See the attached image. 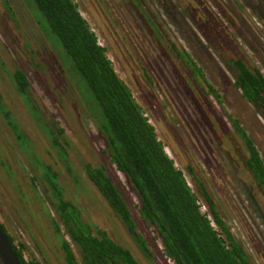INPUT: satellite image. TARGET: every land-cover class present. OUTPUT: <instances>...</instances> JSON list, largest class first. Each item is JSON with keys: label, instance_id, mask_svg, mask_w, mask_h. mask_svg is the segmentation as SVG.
Instances as JSON below:
<instances>
[{"label": "rangeland", "instance_id": "rangeland-1", "mask_svg": "<svg viewBox=\"0 0 264 264\" xmlns=\"http://www.w3.org/2000/svg\"><path fill=\"white\" fill-rule=\"evenodd\" d=\"M5 1L15 15V23L0 0V94L8 111L32 144V152L47 165L53 164V158L56 159L54 151L48 147L47 138L37 128L23 100L7 79L6 72L13 71L14 67L23 69L28 75V97L39 107L48 125L52 128L58 125L64 131L68 142L69 161L76 165L75 169L80 168V160L107 168L132 210L138 232L145 236L154 252L153 264H169L161 251L160 241L138 215L139 199L130 183L110 163L105 153L104 138L97 123L86 112L77 89L67 76L65 69L69 62L57 38L51 33L49 24L38 10L31 7L29 0ZM76 4L95 34H98L85 7L79 0H76ZM152 4L153 15L158 18L162 15L165 24L167 22L164 27L167 26L170 60L179 64L180 70L193 85V88L190 87L194 90L191 96L193 106L189 103L187 88H182L180 94L183 107L180 113L190 124H194L196 132L190 136L194 143L189 140L190 146H187V149H193L191 153L184 151V145L180 154L171 149L168 145L169 139L164 138L153 120L154 109L153 116L147 114V118L155 125L157 136L164 144L167 154L175 166L183 170L199 201L203 203L199 186L201 183L217 202L218 212L231 227L233 234L248 248L252 264H264V194L247 170L245 161L248 152L227 118L229 113L241 121L264 160V114L241 97L240 91L234 85L232 66L228 63L229 60H241L248 68H252L262 61L264 55L256 48L255 51L245 49L240 33L232 38L225 33V6L228 5V0H219L218 4H214L212 0H152ZM172 46L187 52L202 69L205 81L202 77L192 79L185 63L171 53ZM260 71L264 74V69ZM205 82L215 89L221 103L213 96L208 97V86ZM84 86V82L80 80L78 87L86 100L91 98V94ZM134 97L146 112L147 107L139 99L141 96L135 94ZM146 103L150 105V101ZM205 114L210 117L211 122L214 120L213 127L217 135H211ZM178 120L180 118L167 120L169 125L166 129L171 142L172 136L178 140V133L174 129ZM0 130V145L3 149L0 159L7 164L5 168L0 163V223L16 246L24 245L23 254L27 261L36 259L40 264H65L49 239L51 232L48 217L42 210L44 203L47 206L50 203L48 191L41 182L38 199L27 175L32 172L27 156L20 151L16 153L10 145L9 140L12 139L1 118ZM60 139L63 142V138ZM198 148L205 152L207 164L210 162L213 169L203 164ZM208 149L210 153L213 152L214 158L209 157ZM55 164L66 198H79L91 222L106 230L115 243L131 249L141 264H149L137 250L128 230L114 216L81 170L77 174L81 177V183L90 190L86 194L76 192V185L62 162L56 161ZM186 166L192 167L194 174L188 173ZM8 169L19 187L6 175ZM32 215H36V219H31ZM73 251L79 260L78 251L75 248Z\"/></svg>", "mask_w": 264, "mask_h": 264}, {"label": "trees", "instance_id": "trees-1", "mask_svg": "<svg viewBox=\"0 0 264 264\" xmlns=\"http://www.w3.org/2000/svg\"><path fill=\"white\" fill-rule=\"evenodd\" d=\"M1 1L15 23V15L9 3ZM29 1L31 7L42 14L51 33L64 50L69 62L65 69L67 76L77 89L86 112L99 127L110 163L125 176L137 195L138 215L160 241L161 251L169 264H252L248 248L233 234L201 183L200 192L205 201L203 204L206 212L200 211L201 202L189 186L183 170L177 168L167 154L154 126L144 116L128 86L117 75L106 55V49L99 45L97 36L80 14L74 0ZM177 56L192 69L195 77H202L205 81L203 71L186 51ZM228 63L232 66L234 85L241 97L264 114V74L257 68H248L241 60H229ZM6 75L37 128L47 138L48 147L54 151L52 154L56 159L53 158L51 165L45 164L32 152V144L8 111L0 94V118L11 136L10 145L16 153L20 151L27 156L32 170L30 175L27 174L32 191L39 199L41 182L48 191L50 203L48 206L44 203L42 210L48 217L51 232L49 239L56 246L55 251L63 258L64 263L141 264L131 249L115 243L106 230L87 218L85 206L79 198H66L55 168L56 161L62 162L70 173L76 192L86 194L90 190L81 183V177L77 174L81 170L114 216L128 230L141 256L149 264H153L154 252L145 236L138 232L132 210L107 168L80 160V168L75 169L76 165L69 161L64 131L56 124L55 128L48 125L39 107L28 97L30 80L26 72L14 67ZM80 80L84 82V89L90 92L91 98L83 99L78 87ZM216 98L219 101L217 93ZM227 118L248 152L245 161L247 170L264 194V160L241 121L229 113ZM60 138H63V142ZM2 154L0 145V155ZM0 163L7 167L2 159ZM6 175L19 187L9 169L6 170ZM31 219H36V215H32ZM0 228L5 233L1 223ZM7 236L20 264H40L36 259L27 261L23 254L24 245L16 246L14 240ZM73 248L78 251L79 260Z\"/></svg>", "mask_w": 264, "mask_h": 264}, {"label": "flooded vegetation", "instance_id": "flooded-vegetation-1", "mask_svg": "<svg viewBox=\"0 0 264 264\" xmlns=\"http://www.w3.org/2000/svg\"><path fill=\"white\" fill-rule=\"evenodd\" d=\"M79 1L87 10L88 16L97 29L98 34L95 35L98 43L106 49L107 57L112 62L116 73L120 74L117 75L128 86L132 94L141 96L139 99L147 107L146 112L136 102L141 106L144 116L148 117L147 114L153 116L154 109L153 120L162 131L164 138L169 139L168 145L171 149L180 154V150L183 149L184 145L186 150H183L191 153L193 149L191 147L187 149V146H190V142L194 143L190 136L196 132L193 128L194 124H190L188 119L180 113L181 108H183L181 107L180 94L182 88H187L189 103L193 106L191 96L194 90L190 89V87L193 88V85H191L188 76L180 70L179 64L174 60H170L167 48V26L164 27L167 22L165 24L162 15L161 18L153 15L152 0ZM74 2L76 3V0ZM212 2L218 4L219 0H212ZM162 5L163 2H161ZM225 19L227 22L225 33L229 38L240 33L245 49L255 51L256 48L264 55V0H228V5L225 6ZM92 31L95 33L93 29ZM171 50L176 59H178V53H183L175 46ZM244 53L248 54V52ZM197 66L199 67L198 64ZM253 67L259 68V70L264 69V57L262 61L257 62ZM185 68L194 79L196 75L192 69L186 65ZM206 84L208 86V97L213 96L218 101L215 89L212 91L209 87L211 85L208 82ZM146 101H150V105ZM205 117L210 126L211 135H217L213 127L214 120L211 122L207 114H205ZM170 118H180L175 128L173 127L178 133V140L175 136H172V142L169 131L166 129L169 125L167 120ZM148 120L151 122L149 118ZM151 124L155 128V125ZM189 140L191 141L189 142ZM184 151L183 155H185ZM198 151L203 164L208 166L210 162L207 164V155L200 148H198ZM225 154H227L226 150ZM209 157L214 158L213 152L210 153L209 151ZM209 166L213 169L211 165ZM185 168L188 173L194 174L192 173V167L186 166ZM208 196L213 201L216 210H218L217 202L209 194ZM201 198L205 203L202 194Z\"/></svg>", "mask_w": 264, "mask_h": 264}, {"label": "water", "instance_id": "water-1", "mask_svg": "<svg viewBox=\"0 0 264 264\" xmlns=\"http://www.w3.org/2000/svg\"><path fill=\"white\" fill-rule=\"evenodd\" d=\"M0 262L1 264H20L17 253L13 250L8 236L0 228Z\"/></svg>", "mask_w": 264, "mask_h": 264}, {"label": "built area", "instance_id": "built-area-1", "mask_svg": "<svg viewBox=\"0 0 264 264\" xmlns=\"http://www.w3.org/2000/svg\"><path fill=\"white\" fill-rule=\"evenodd\" d=\"M199 204H200V211L202 213H205L206 212V206L203 203H199Z\"/></svg>", "mask_w": 264, "mask_h": 264}]
</instances>
